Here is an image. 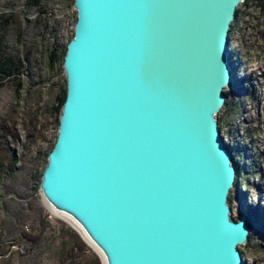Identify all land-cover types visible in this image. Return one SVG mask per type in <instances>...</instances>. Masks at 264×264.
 <instances>
[{
  "label": "water",
  "instance_id": "95a60500",
  "mask_svg": "<svg viewBox=\"0 0 264 264\" xmlns=\"http://www.w3.org/2000/svg\"><path fill=\"white\" fill-rule=\"evenodd\" d=\"M245 0H73L66 97L38 190L101 264H244L218 129Z\"/></svg>",
  "mask_w": 264,
  "mask_h": 264
},
{
  "label": "rangeland",
  "instance_id": "374dc122",
  "mask_svg": "<svg viewBox=\"0 0 264 264\" xmlns=\"http://www.w3.org/2000/svg\"><path fill=\"white\" fill-rule=\"evenodd\" d=\"M72 1L41 0L46 13L38 14L24 5L25 0H0V17L8 21L0 26V49L28 60L18 77L5 79L0 86V125L8 124L19 138L3 141L0 135V149L9 146L19 158L12 174L0 176V264H67L65 250L73 233L81 237L69 219L45 205L36 181L57 134L56 118L49 112L65 86L62 61L50 68L47 54L53 42L63 48L72 36L76 19ZM244 2L237 6L239 15L231 23L228 58L231 80L236 84L247 78L252 92L240 97L220 134L229 146L247 147L237 184L229 194L230 218L249 215L253 219L249 241L238 249L244 264H264V0ZM17 84L21 85L18 93ZM239 87L237 83L235 88ZM227 91L229 86L224 94ZM30 122L45 127L34 143L27 140ZM39 225L45 228L35 244L21 237L22 232L37 233ZM88 248L85 258L95 253Z\"/></svg>",
  "mask_w": 264,
  "mask_h": 264
},
{
  "label": "trees",
  "instance_id": "16d2710c",
  "mask_svg": "<svg viewBox=\"0 0 264 264\" xmlns=\"http://www.w3.org/2000/svg\"><path fill=\"white\" fill-rule=\"evenodd\" d=\"M243 4L245 5V2ZM24 5L27 8H34L38 14L46 13L45 9L43 8L41 4V0H25ZM238 15H239V10L236 9L234 21L235 19H237ZM7 22H8L7 20H3L2 16L0 17V26H2V28ZM232 31H233V26L230 25L229 35L232 33ZM53 35H56V33H54ZM65 50H66V46L61 48L59 47V45H57V42L56 43L53 42V46L51 47V49H49L48 54H47L48 65L50 68H52L54 63H56L59 60L63 62ZM23 61H25V63L28 62L27 58H24ZM23 61L16 59L8 54L2 53L0 49V86L2 85V81H4L5 79L16 78L20 75V72L23 69V65H24ZM229 64L231 65V75H232L233 73L232 64L231 62ZM247 81H248L247 78L241 79L240 82L239 81L237 82L240 85V87L235 88V85L237 83L235 84V81L231 80L229 84V88L231 91L230 93L229 91L225 93V102L217 117L218 129L220 131L227 123L231 114L235 110H237L236 107L240 103V100H239L240 97H242L245 94L251 95L252 91L247 86ZM16 87L17 88L15 92L18 93L21 89V85L17 84ZM65 97H66V89L64 86V88L55 95L54 106L50 109V112H49L51 116H54L56 118V121H57V118L60 112V107L63 104ZM34 115L35 114H33V116ZM30 124H31V127H29L28 132H27V140L28 141L31 140L30 142L34 143L35 141L41 138L42 136L41 132L42 130L45 129V127H42V128L39 127L38 123L36 122L35 123L30 122ZM57 125H58V121H57ZM0 135L2 136L3 141L6 139H9L10 141L17 142V140L19 139L18 135L14 132L13 128H11L8 124L0 125ZM224 144H225V147L231 153L232 163L236 170V177H238L239 174L241 173L240 162L241 160L246 159V155H247L246 148L247 147L245 145H240V144H234L232 146H229V144H226V143ZM52 146L50 150L52 149ZM0 151H1L0 153V176L2 177L3 175H10L15 171V167L19 161V158L16 155V153L9 148V146L3 147V149H0ZM41 172L39 173L38 178L36 179V181H38V184L40 181ZM245 183L246 184L244 185H248L247 181H245ZM236 184L237 183L235 181L234 187L236 186ZM228 202H229V198H228ZM246 222H247V226L250 232V230L252 229V225H253V219L249 215H246ZM44 228H45V225H39L37 233L28 234V233L22 232L21 237L35 244L38 241L40 237V233L42 232V230H44ZM30 235H33L32 240H30L31 239ZM73 235H74V238L71 239L72 243L70 244V246L68 245V248L65 250L66 259H67V260L65 259V261L66 262L68 261L67 264H101L98 256L93 252L90 254L88 258H85L86 251H89L90 249L85 244V242L81 239V237H79V235H77L76 233H73ZM248 241H249V236H248Z\"/></svg>",
  "mask_w": 264,
  "mask_h": 264
},
{
  "label": "bare ground",
  "instance_id": "6f19581e",
  "mask_svg": "<svg viewBox=\"0 0 264 264\" xmlns=\"http://www.w3.org/2000/svg\"><path fill=\"white\" fill-rule=\"evenodd\" d=\"M223 90H225V88H224ZM245 142H246V141H245Z\"/></svg>",
  "mask_w": 264,
  "mask_h": 264
}]
</instances>
